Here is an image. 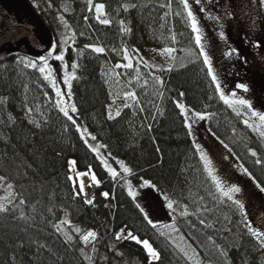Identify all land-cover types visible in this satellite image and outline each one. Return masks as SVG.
Instances as JSON below:
<instances>
[{
    "label": "trees",
    "instance_id": "trees-1",
    "mask_svg": "<svg viewBox=\"0 0 264 264\" xmlns=\"http://www.w3.org/2000/svg\"><path fill=\"white\" fill-rule=\"evenodd\" d=\"M23 1L50 34L55 54L63 51L67 68L78 65L71 81L74 119L96 137L106 155L131 171L113 179L77 123L54 111L53 86L38 68L24 66V59L32 60L28 54L15 50L1 56L0 177L13 187L6 211L0 212V264H149L142 245L116 239L122 229L148 240L161 254V260L152 264H264V249L245 226L247 220L264 228L254 220L262 214L264 221V192L257 187H264V164L255 162L264 161V138L246 127L245 117L215 93L179 0H172L170 8L168 0H93L92 6L87 0ZM96 3L105 5L108 25L97 21ZM219 11H214L215 17ZM257 14L255 9L251 15ZM63 29L71 32L65 47L59 41ZM250 29L253 35L255 29ZM93 47L104 51L95 53ZM146 48L174 49L171 71L145 67L141 61L132 69L115 68L124 64V49ZM223 69L219 65L215 70L219 80ZM127 92L135 93V101L125 100ZM181 92L184 97H179ZM44 94L49 104L44 103ZM177 99L208 115L207 132L238 168L231 171V179L241 186L234 198L243 203V213L216 192L175 106ZM113 101L122 108L109 119ZM257 106L264 110V100L258 99ZM70 160L77 170L91 168L97 176L91 205L68 179ZM145 180L159 189H152L157 196L166 194L179 210L170 222L155 223V228L144 218L142 201L126 189V184L143 187ZM63 220L69 223L57 231L54 225ZM165 224H174L178 231L165 229ZM88 231L97 237L85 243L81 236Z\"/></svg>",
    "mask_w": 264,
    "mask_h": 264
},
{
    "label": "rangeland",
    "instance_id": "rangeland-1",
    "mask_svg": "<svg viewBox=\"0 0 264 264\" xmlns=\"http://www.w3.org/2000/svg\"><path fill=\"white\" fill-rule=\"evenodd\" d=\"M190 2L192 4L193 13L197 18L198 26L201 29L203 36L202 42L206 50L210 53L214 71L217 70L219 65L221 67L224 66L223 77L220 79L222 91L229 96L231 93L235 92L236 96L234 99H246L252 104L254 111L264 114V110L259 108V105L257 106L258 99L264 100V5H261L260 0H201L199 4H196L195 0H190ZM0 3L4 5L5 12L10 16L12 23L30 26L35 37L47 44V51L52 50L53 40L50 34L38 23L35 15H33L30 8L22 0H0ZM232 5H234V8H231ZM227 7L230 8L224 10ZM200 8H204L205 11L201 12L199 10ZM255 9L258 14L252 16L251 14ZM214 11H219V16L215 17ZM221 12H223V16ZM101 19L107 18L104 15ZM252 27L255 30L262 29V31L259 32L254 30L252 35V29H250ZM70 34L71 32L67 29H63L61 34H59L60 37H58L62 47L67 45L66 43L71 37ZM221 34H223V39H220ZM61 41H66V43H61ZM217 49H220L222 58ZM15 50L28 54L32 60H35L39 64L40 55H36V53L22 41L9 39L0 26V57ZM128 52L133 64L135 61L147 62L148 65H151L150 68L155 70H167L172 64L171 53L165 52L164 49L146 48L144 50L134 49V51L130 50ZM54 55L56 54L54 53ZM127 62L128 61H124V63ZM48 63L53 68V73L51 78L46 81L50 85H52V80L56 81L55 88L53 87L55 96V105H53V109L56 112L60 111V107L63 106L57 105L58 97L56 96V88H59L62 92L64 104L69 106L72 105L69 98V90L67 85L64 84L63 78L66 72L70 75L73 74V70L63 67L60 61H56L51 57L48 58ZM242 63H245L246 67L244 64L241 65ZM63 65H65L64 62ZM243 66L246 70H243ZM42 75L44 77V74ZM238 84L247 86L248 91L243 92L241 89H238L236 87ZM256 89L261 91V94L256 92ZM43 96L44 103L49 104L48 96L45 94ZM260 96L261 98H259ZM235 107L245 117L244 120H248L249 123H258L245 107L240 105H235ZM121 108L122 104L120 103L111 104L108 109V116L110 114L114 116L117 110ZM70 114L75 118L74 113L70 112ZM205 124L206 120L199 121L192 125L194 134L191 136L194 145L197 142L200 144V147L208 155V158L212 160L216 174L221 180L226 185H234L235 182H232L231 179V171H234L237 166L226 156L222 148H220L209 135ZM77 125L78 129H80V134L84 140L87 141L90 149L94 145H99L96 140L93 141L90 139L91 135L86 127L80 122H77ZM83 130L87 131L85 132ZM256 133L259 134V132ZM100 155L108 161L109 166L116 171L117 175H127L123 172V169L120 168L121 161L119 159L110 158L104 153L102 148H100ZM225 157H227V159H225ZM69 170L70 176L73 178L71 181L77 185V189L80 186L81 180L84 183L85 194L80 195L84 200L91 199L93 195L92 189L95 188L97 184H94L90 177L91 175L96 176L95 172L91 168L85 171H79L75 167V164L71 166L69 164ZM81 173L85 175L80 176L79 174ZM128 185L129 184H126L127 191H129ZM132 191L137 193L136 199L142 201L145 214L154 221V223H168L175 217V214L179 213V210L174 206L173 209H168L166 207L167 201L157 196L151 188L141 186L140 188L134 189L132 187ZM10 198L11 190L7 187L6 183L0 181V204L6 205ZM254 220L257 224L264 225L262 214H256Z\"/></svg>",
    "mask_w": 264,
    "mask_h": 264
},
{
    "label": "snow or ice",
    "instance_id": "snow-or-ice-1",
    "mask_svg": "<svg viewBox=\"0 0 264 264\" xmlns=\"http://www.w3.org/2000/svg\"><path fill=\"white\" fill-rule=\"evenodd\" d=\"M195 2H196V4H199L201 2V0H195ZM87 3L90 6H92L93 0H87ZM260 3H261V5H264V0H260ZM179 4L182 6L183 13L186 14L191 33L193 34V39L195 41V46L197 49H199L198 56L202 58L203 64L207 68V75L211 78V82L213 83V85H215V93L219 96V99L226 106L232 108V110L235 111L238 116L241 115V113L235 107V105H240V106L245 107L251 113V116L258 121V123H249L248 120H245L244 121L245 126L253 129V131H255V132H259V135L262 138H264V114H261V113L254 111L252 104L248 100H246V99H234L236 96L235 92L231 93V95L229 96L224 91H222V85L219 81L218 74L214 71V68L212 66V61L210 59V53L206 50V48L202 42L203 36L201 33V29L198 26L197 18L195 16V14L193 13L192 4H191L190 0H179ZM171 6H172V0H168L167 7L170 8ZM94 7H95L97 20H99V22L101 24L108 25L110 23V21L108 19H101V17H103L105 15V5L103 3H96L94 5ZM124 10L125 11L128 10L127 6H125ZM199 10L201 12L205 11L204 8H200ZM177 15H180V13H177ZM65 27H67V25H65ZM223 38H224L223 34H221L220 39H223ZM61 43H66V41H61ZM56 48H57V46L54 45L52 47V50L47 51L46 55L40 56L39 57V64L35 60L24 59L23 60L24 66L25 67H31L32 69L38 68V71L41 74H44V79L49 80L52 76L53 68L49 65L48 58L51 57L56 61H60L61 65L63 67H67L66 65H63V61L65 59L63 51H60L59 54L54 55V53L56 52ZM92 51L95 53H102L104 51V49L99 48V47H93ZM164 51L172 53L174 51V49L165 48ZM188 55L191 56V55H193V53L189 50ZM229 55H230V53H229ZM171 58L175 59V57H171ZM123 59L125 61H128V62L124 63V64H116L115 68L123 67L124 69H132L134 67V64L131 61V56H130L127 49L123 50ZM143 63H144L145 67H151V65H148L147 62H143ZM77 67H78V65L75 63H73L71 65V68L73 70H75ZM163 70L164 69H159V71H163ZM167 71H171V68L167 69ZM75 78L76 77L74 74L70 75L67 72L65 73L64 78H63L64 84L67 85L68 90H69V98L71 97V87H72L71 81L74 80ZM154 79L157 83L163 85V81L160 79L159 76L154 77ZM52 85L55 88V85H56L55 80H52ZM236 87L238 89H241L243 92L248 91L247 86H245L243 84H238V85H236ZM160 95L162 96L163 93H160ZM56 96L58 97L57 105H63L59 109L60 112H62L64 117L67 118V120L71 121L73 124L77 123V121L74 119L73 115L70 114V112L71 113L77 112V107L74 104L71 106L64 104V101L62 99L63 94L59 88H56ZM184 96H185V93H183V92L179 93V97H184ZM129 98L135 101V99H136L135 93L127 92L125 94V100H127ZM113 102L115 103V101H113ZM175 106L179 110V115L184 118V127L188 130L189 136L194 134L193 129H192L193 124H195L199 121H204V120L209 118L208 115H206L203 112L194 111V110L188 108L184 103H181L179 101V99H177V101H175ZM124 107H128V104L125 103ZM119 114H120V112H119V110H117L116 115L118 116ZM112 118L113 117L110 114L109 119H112ZM37 127H39V125H37ZM78 131H80V129H78ZM83 131L86 132L87 130H83ZM90 139L94 141V140H96V137L91 136ZM101 147H102V145H94V146H92L91 151H93L96 154L97 158H99L100 162L105 166L107 172L113 177V179H115L117 176V173L111 166H109L108 161L105 160L103 157H101V155H100V148ZM194 147H195L196 151L199 153L200 160L203 162L204 171L207 173L208 177L210 178L213 185L215 186L216 192L220 193L221 196L226 197L227 200L231 201L233 204H236L241 209V212L243 213V209H244L243 203H241L238 198H234V194L240 193V191H241L240 187H238L236 185H226L221 180V178L216 174L212 160H210L208 158V155L200 147V144L197 142V143H195ZM250 154L253 157H255L257 155V153L254 151L251 152ZM225 159H227V157H225ZM255 162L257 165L264 164V161H262L260 159H257ZM75 163H76L75 161L69 162L70 166L74 165ZM120 168L123 169V172L125 174H128L131 171V169L128 168L127 166H125L123 164V162H120ZM245 174H247V172H245ZM79 175L83 176L85 174L81 173ZM68 179L72 180L73 178L70 176ZM90 179L94 184H97V185L99 184V181L96 179L95 175H91ZM0 181H4V177H0ZM143 186H146L148 188L159 191V189L154 184L150 183L147 180H145L143 182ZM7 187L9 189H11L13 186L11 184H8ZM257 187L260 188L261 192H264V187H260L259 185H257ZM128 188H129L128 195L131 196L133 199H135L137 196V193L135 191H132L131 184L128 185ZM75 191H76L77 195L85 194V186H84V183L82 180H81L79 188L76 189ZM102 195L105 198H107L109 196V193L105 192V193H102ZM163 198L165 201H167L166 207L170 210L173 209V201H171L166 194L164 195ZM20 203L23 204L24 201L21 200ZM84 203L91 205V204H93V199H85ZM4 211H6L5 205L0 204V212H4ZM187 214H188L187 212L183 213V215H187ZM144 218L149 223V225H151L153 228L156 227L155 223L147 215H145ZM68 223H69L68 220H63L59 224H55L54 227L57 229V231H61L62 230L61 226L67 225ZM201 223L203 224L204 221L201 220ZM206 226H209V225H206ZM245 226L247 228L248 233H250L252 237L256 238V240L259 243V247L264 249V228L257 229L253 225L248 224L247 220H245ZM163 227L165 229H169L171 231H178V229H176L174 224H165ZM73 231L76 233H80L81 230L79 228H73ZM125 232H126V234H125ZM161 235H164V233L161 232ZM96 237H97V234L94 231H88L86 234L81 236V240L85 243H88V242H90V240L94 241L96 239ZM121 238H123L125 240L130 239V240L134 241L136 244L142 245L143 249L147 253V256L149 257V264H152V261H160L161 260V254L151 245V243L148 240L142 241L140 238H138V236L134 235L131 231H126L125 229H122L120 233L116 234L117 240H120ZM68 239H69V241H71L72 237L69 236ZM182 252L186 258H188V259L192 258V256L189 255L188 250H182ZM192 255H194V253H192Z\"/></svg>",
    "mask_w": 264,
    "mask_h": 264
},
{
    "label": "water",
    "instance_id": "water-1",
    "mask_svg": "<svg viewBox=\"0 0 264 264\" xmlns=\"http://www.w3.org/2000/svg\"><path fill=\"white\" fill-rule=\"evenodd\" d=\"M38 23L39 20H38ZM41 24V23H40ZM0 25L5 35L12 40H20L26 44L36 55H41L47 50V44L34 37L30 26L14 24L10 16L5 12V7L0 3ZM42 25V24H41ZM45 29V28H44ZM46 30V29H45Z\"/></svg>",
    "mask_w": 264,
    "mask_h": 264
}]
</instances>
